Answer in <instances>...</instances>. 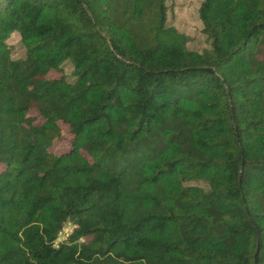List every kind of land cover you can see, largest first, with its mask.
Wrapping results in <instances>:
<instances>
[{"label":"trees","instance_id":"trees-1","mask_svg":"<svg viewBox=\"0 0 264 264\" xmlns=\"http://www.w3.org/2000/svg\"><path fill=\"white\" fill-rule=\"evenodd\" d=\"M167 1L0 0V264H264V0Z\"/></svg>","mask_w":264,"mask_h":264},{"label":"rangeland","instance_id":"rangeland-1","mask_svg":"<svg viewBox=\"0 0 264 264\" xmlns=\"http://www.w3.org/2000/svg\"><path fill=\"white\" fill-rule=\"evenodd\" d=\"M201 0H168L167 1V20L169 23L175 25L179 30L187 34V45L190 48L197 50H204L210 46V39L203 31V24L198 14V7ZM8 41L13 45V56L21 57L24 54V47L21 44L19 34L13 32ZM64 73L69 78L73 77L72 65L69 62H64L62 65ZM50 76L60 75L59 71L51 70ZM65 133L61 140L56 141L53 146L54 149L61 150L68 146V133L65 126ZM193 183L201 186H207L203 180H193ZM74 224L68 221L64 225L63 232L58 235L57 240L64 239L72 230Z\"/></svg>","mask_w":264,"mask_h":264},{"label":"built area","instance_id":"built-area-1","mask_svg":"<svg viewBox=\"0 0 264 264\" xmlns=\"http://www.w3.org/2000/svg\"><path fill=\"white\" fill-rule=\"evenodd\" d=\"M63 229H64V226L62 227L61 230H59L58 235H60L63 232Z\"/></svg>","mask_w":264,"mask_h":264},{"label":"water","instance_id":"water-1","mask_svg":"<svg viewBox=\"0 0 264 264\" xmlns=\"http://www.w3.org/2000/svg\"><path fill=\"white\" fill-rule=\"evenodd\" d=\"M211 69V68H210Z\"/></svg>","mask_w":264,"mask_h":264}]
</instances>
